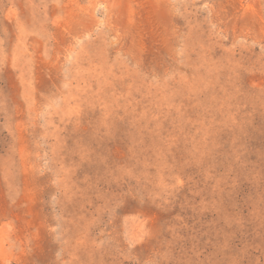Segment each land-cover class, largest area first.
<instances>
[{"label":"rangeland","instance_id":"1","mask_svg":"<svg viewBox=\"0 0 264 264\" xmlns=\"http://www.w3.org/2000/svg\"><path fill=\"white\" fill-rule=\"evenodd\" d=\"M0 264H264V0H0Z\"/></svg>","mask_w":264,"mask_h":264}]
</instances>
